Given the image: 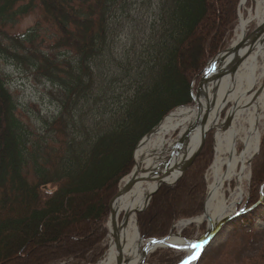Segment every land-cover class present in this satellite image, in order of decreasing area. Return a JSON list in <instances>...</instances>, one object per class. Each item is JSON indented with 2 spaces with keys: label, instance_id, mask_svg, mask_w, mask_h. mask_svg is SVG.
<instances>
[{
  "label": "trees",
  "instance_id": "trees-1",
  "mask_svg": "<svg viewBox=\"0 0 264 264\" xmlns=\"http://www.w3.org/2000/svg\"><path fill=\"white\" fill-rule=\"evenodd\" d=\"M239 1L0 0V57L50 83L59 107L52 119L23 114L0 71V264L97 261L108 198L136 145L192 102L205 64L233 36ZM34 11L31 26L13 31ZM211 141L210 131L199 162L137 213L140 236H166L178 219L201 214ZM249 185L245 210L260 191L264 202V132ZM204 231L189 224L181 234ZM176 252L157 248L146 262L178 264L185 254Z\"/></svg>",
  "mask_w": 264,
  "mask_h": 264
},
{
  "label": "bare ground",
  "instance_id": "bare-ground-1",
  "mask_svg": "<svg viewBox=\"0 0 264 264\" xmlns=\"http://www.w3.org/2000/svg\"><path fill=\"white\" fill-rule=\"evenodd\" d=\"M245 2L240 3L234 46L241 42L251 19L264 22V0H255L253 14L247 18L241 11ZM237 52L242 56L233 55L211 63L209 78L212 79L216 66L220 77L198 89L193 104L179 106L164 116L137 145L132 172L108 198L106 213L113 224H108V251L96 264H119L120 256L123 264H147L145 256L159 245H170L189 254L196 250L192 245L198 243L181 238V230L171 233L162 243L141 240L136 214L146 206L161 181L171 183L179 176L183 163L194 155L205 127L216 128L205 204L200 216L180 220L175 226L181 228L191 222L201 225L206 221V234H209L217 223L235 212L250 161L260 144L259 125L264 113V30L246 38ZM222 113L225 114L220 120ZM171 165L173 170L161 179L162 168ZM231 182L234 187L230 186ZM226 183H229L228 195L224 191ZM113 233L120 238L122 254L113 241Z\"/></svg>",
  "mask_w": 264,
  "mask_h": 264
},
{
  "label": "rangeland",
  "instance_id": "rangeland-1",
  "mask_svg": "<svg viewBox=\"0 0 264 264\" xmlns=\"http://www.w3.org/2000/svg\"><path fill=\"white\" fill-rule=\"evenodd\" d=\"M254 7H255V0H246L244 6L241 8L244 18H247L253 12ZM247 12H248V16L246 17ZM38 17H39L38 11H34L31 14L24 16L15 25V27L13 28V31L25 30L26 28L31 26L36 21V19H38ZM135 23L139 24L137 21ZM256 24H257L256 20L251 19L248 22L247 27L245 28L244 32L248 34L250 30H252L256 26ZM235 32H236V29H235ZM235 32L232 38L230 39L229 43L222 50L229 47L230 43H232V41L235 38ZM0 71H2L3 74L6 76L7 84L9 88L15 93L17 97V101L20 105V109L23 112V114H26L30 117H42V118H48V119H52L53 117H56L59 111V107L57 103L53 101L48 95V90L50 89V83H48L46 80L40 77H35L34 74H32V72L24 70L21 67H19L16 63L10 60H7L5 58H1V57H0ZM224 114L225 113L221 114L220 120L223 119ZM263 120H264V113L262 115V119L259 125L260 138L264 132ZM210 131L212 132L211 145L213 148V158L209 166L206 168L204 172V179L206 182L205 196L207 194L206 191H207V184H208V173L210 171V166L213 162L214 155H215L214 136H215L216 128L213 127L207 132V134ZM240 143L241 142H239V146L242 148ZM204 145H205V142H204ZM204 145H203L200 155L196 158V161L193 164V166H195L199 162L200 157L203 153ZM254 156L252 157L250 161L249 170L247 172L248 178L243 181L242 196L237 202V206L235 210V212L238 210H240L241 212L229 218L227 221H225L220 226V228L216 231L213 238H211V240H209V242H207L203 246V248L201 249L199 253L198 259H197L198 264H264V202H259L258 204L249 208L248 210L242 211L244 209L242 205L252 195V189L249 183L251 179V164H252ZM134 164L135 163L133 159V166ZM133 166L131 170H133ZM183 176H181L180 178H183ZM124 177L120 179L116 188H118L119 184H121ZM175 183H168V184H161V185L169 186ZM230 186L234 187V182H231ZM228 187H229V183H226L224 185V191L226 195L229 194ZM198 216H200V214H197L196 216H192V217L195 218ZM240 217H244L245 220H243L242 222L240 220ZM185 219H188V218L178 219L174 223H177L180 220H185ZM174 223L172 224L169 230V233L166 236H170L171 233H178L179 230H182L183 227L185 228L188 226V224H186L185 226L181 228L180 227L177 228V226H175ZM108 224H109L108 217H106L105 225H104L105 232H106L105 238H104L105 239L104 241L105 249L103 250L102 255L97 259V261L91 264H96L100 259H102L105 256L106 252L108 251V245H109ZM200 224H204L205 229H206L207 227L206 221H203ZM198 225H195V226H198ZM137 229L139 231L138 222H137ZM180 235L182 234L180 233ZM199 236L200 234L196 233V235L191 239L197 240ZM141 238L144 239V241L148 240V238H143L142 236ZM155 238H159V237H155ZM164 247L165 246H162L160 248H164ZM24 250L25 249H22L21 251H24ZM174 250L177 251L176 253H179V252L186 253V251L184 250L183 251L179 249H174ZM147 256L148 255H146L144 259L145 262H146Z\"/></svg>",
  "mask_w": 264,
  "mask_h": 264
},
{
  "label": "water",
  "instance_id": "water-1",
  "mask_svg": "<svg viewBox=\"0 0 264 264\" xmlns=\"http://www.w3.org/2000/svg\"><path fill=\"white\" fill-rule=\"evenodd\" d=\"M241 3V2H240ZM240 3H239V5H240ZM264 30V22H261V23H258V24H256V27L248 34V35H246L245 33H243L242 35H243V37L241 38V42L239 43V44H237L236 46H234V45H230L229 47H227L226 49H224V50H222V51H220L219 53H217L214 57H212L207 63H206V66H205V69H204V73L202 74V76L200 77V79H199V81H198V84H197V87H196V92L195 93H193L192 92V102H191V104H193L194 103V95L197 93V91H198V89H200L203 85H205L206 83H208V82H213L214 80H216V79H218L219 77H220V70H219V68H218V66H216L215 67V73L213 74V77H212V79H210L209 78V70H208V66L211 64V63H213V62H217V61H219V60H222V59H224V58H227V57H229V56H235V57H241L242 55L241 54H238V49L244 44V42L246 41V38H248V37H250L251 35H256L258 32H260V31H263ZM236 54V55H235ZM155 128V127H154ZM154 128H152L151 129V131H153V129ZM213 128V126H210V127H205L204 129H203V131L201 132V135H200V139H199V142H198V145H197V148H196V150H195V153H194V155L192 156V158L190 159V160H188V161H186V162H184L183 163V166H182V168H181V172H180V174H179V176L174 180V181H172L171 183H175L184 173H185V171L188 169V168H190V167H192L193 166V164L195 163V161H196V158L200 155V153H201V150H202V148H203V145H204V142H205V137H206V134H207V132L210 130V129H212ZM150 131V132H151ZM149 132V133H150ZM148 133V134H149ZM147 134V135H148ZM258 151V150H257ZM256 151V152H257ZM173 168H174V166L173 165H171V166H166V167H164V168H162V176H161V179L162 178H164L168 173H170L172 170H173ZM132 172V171H131ZM125 182V181H124ZM161 184H168V183H166V182H164V181H161L160 183H159V185H161ZM121 185H122V183L118 186V188H120L121 187ZM124 185V184H123ZM158 188V187H157ZM156 188V189H157ZM156 189L153 191V193L156 191ZM152 193V194H153ZM152 194H151V196H152ZM149 202V201H148ZM148 204V203H147ZM147 204H146V206H147ZM145 206V207H146ZM144 207V208H145ZM143 208V209H144ZM143 209H141L140 211H142ZM139 211V212H140ZM225 220H227V219H225ZM224 220V221H225ZM108 223L109 224H113V221H112V219H110L109 217H108ZM221 224H222V222L221 223H217L216 225H215V227L213 228V230L209 233V234H206L207 233V230L205 231V233L199 238V240H198V243H199V245H201V247L199 248V249H197L195 252H193L192 254H188V255H186V257L182 260V261H185V260H188L189 259V257H191V256H193V255H196V253L198 252V253H200V251H201V249L203 248V246L207 243V242H209V240L211 239V238H213V236H214V234H215V232L219 229V227L221 226ZM141 238V237H140ZM142 239V238H141ZM151 241H156V242H158V243H162L163 241H165V237L164 238H156V239H150ZM113 241H114V243H115V245H116V247H117V250H118V252L120 253V254H122V249H121V243H120V238H119V236L116 234V233H113ZM160 246H167V245H160ZM196 260V259H195ZM195 260H191L190 261V264H194V262H195ZM126 261H128L127 259H126ZM125 261V262H126ZM181 261V262H182ZM123 262V260H122V258H121V256H120V258H119V264H123L122 263ZM181 262L179 263V264H181ZM127 263V262H126Z\"/></svg>",
  "mask_w": 264,
  "mask_h": 264
},
{
  "label": "snow or ice",
  "instance_id": "snow-or-ice-1",
  "mask_svg": "<svg viewBox=\"0 0 264 264\" xmlns=\"http://www.w3.org/2000/svg\"><path fill=\"white\" fill-rule=\"evenodd\" d=\"M192 247L199 249L201 247V245L196 244V245H192ZM198 255H199V253L197 252L196 255L189 257L188 260L182 261L181 264H190V261L197 259Z\"/></svg>",
  "mask_w": 264,
  "mask_h": 264
}]
</instances>
